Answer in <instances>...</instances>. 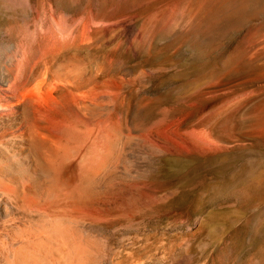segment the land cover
Returning a JSON list of instances; mask_svg holds the SVG:
<instances>
[{
    "label": "rangeland",
    "instance_id": "rangeland-1",
    "mask_svg": "<svg viewBox=\"0 0 264 264\" xmlns=\"http://www.w3.org/2000/svg\"><path fill=\"white\" fill-rule=\"evenodd\" d=\"M45 25L87 41L101 79L155 71L122 100L147 124L176 108L170 127L204 146L155 157L150 208L81 227L101 263L264 264V0H0V56ZM3 202L0 247L32 220Z\"/></svg>",
    "mask_w": 264,
    "mask_h": 264
},
{
    "label": "bare ground",
    "instance_id": "bare-ground-1",
    "mask_svg": "<svg viewBox=\"0 0 264 264\" xmlns=\"http://www.w3.org/2000/svg\"><path fill=\"white\" fill-rule=\"evenodd\" d=\"M71 29L23 28L0 56V197L32 214L0 247L3 264H102L81 227L151 206L160 198L149 169L155 157L186 155L179 143L204 148L170 127L176 108L147 124L148 104L122 100L155 71L101 79L91 46L69 41ZM8 210L3 202L4 218Z\"/></svg>",
    "mask_w": 264,
    "mask_h": 264
}]
</instances>
